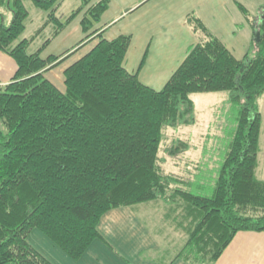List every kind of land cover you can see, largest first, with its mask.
Instances as JSON below:
<instances>
[{"label": "trees", "instance_id": "obj_1", "mask_svg": "<svg viewBox=\"0 0 264 264\" xmlns=\"http://www.w3.org/2000/svg\"><path fill=\"white\" fill-rule=\"evenodd\" d=\"M24 1L0 0V50L16 64L0 84V264H53L27 241L33 230L76 260L95 239L104 241L101 217L123 206L148 205L159 230L169 226L185 235L171 260L189 264H214L237 232H264V180L255 176L264 7L251 21L252 52L242 59L189 16L200 37L158 90L123 66L129 35L106 39L99 28L91 30L83 40L96 42L63 70L61 89L45 73L65 53L41 57L40 49L27 50L32 38L19 39L29 17ZM29 1L46 12L44 26L53 23V34L64 26L56 15L62 0ZM106 6L100 0L87 7L84 32ZM223 91L237 122L221 163L201 164L203 151L193 173H166L161 144L167 130L195 123L191 94ZM176 138L166 149L171 159L190 147ZM209 168L216 171L206 194L194 176Z\"/></svg>", "mask_w": 264, "mask_h": 264}, {"label": "crops", "instance_id": "obj_2", "mask_svg": "<svg viewBox=\"0 0 264 264\" xmlns=\"http://www.w3.org/2000/svg\"><path fill=\"white\" fill-rule=\"evenodd\" d=\"M263 7L264 0H107V6L100 14L103 21L99 31L106 39L129 35L123 66L136 74L140 82L158 90L200 37L189 23V16L197 17L236 59H242L252 52L251 21L258 18ZM81 32L84 31L80 22L74 23L63 37L56 39L65 47L60 54H49L65 53L56 66L65 64L79 49L88 45L90 41L83 40L85 37L81 39ZM4 64L5 71L0 70V84L8 82L16 69L15 62L5 55ZM260 135L261 127L255 176L264 180V155H261L260 165L258 159ZM183 140L190 147L196 146L192 150L194 153L166 159L162 165L166 173L179 176L193 173L205 157L200 149L205 139H197L195 143L187 138ZM98 230L104 241L95 239L76 260L48 238L35 234L47 246L48 254L40 253L53 264H189L178 258L171 260L185 235L169 226L159 230L153 210L148 207L123 206L109 210L101 217ZM164 257L170 260L164 262ZM214 264H264V232H237Z\"/></svg>", "mask_w": 264, "mask_h": 264}, {"label": "rangeland", "instance_id": "obj_3", "mask_svg": "<svg viewBox=\"0 0 264 264\" xmlns=\"http://www.w3.org/2000/svg\"><path fill=\"white\" fill-rule=\"evenodd\" d=\"M96 2L97 0L94 3ZM94 3L91 0H89L86 4H84L82 0H65L64 2H62L61 7H59L60 10L56 15L61 21L65 22V24L56 34H53V23H49L44 26L46 12L36 8L29 0H26L24 1V4L29 11V17L25 22V30L19 39L32 38L33 40L29 44L27 50L28 52H33L37 49H40L39 54L41 57H46L49 54H60L64 46L60 44V42H57L56 39L63 37L74 23H79L87 7L91 6ZM82 4L84 5L81 7ZM78 7H81V9H79L75 13V15L66 22L65 20L69 17V15L73 11L75 12ZM10 16L11 13L9 11H5V24L9 22ZM102 21L103 20L101 16L97 19V21H93L92 27L89 29V31L81 32V39H83L91 30L100 28L102 26ZM47 39L49 40L44 45ZM95 42V39L88 42V45L83 46V48L79 49L76 52V55L73 54V57L66 61L65 64L58 65L49 72H46L45 77L52 81L57 87L62 89L63 68L88 52V50L94 45ZM0 52V70L5 71L4 55L12 61L14 60L7 53L2 52L1 50ZM228 96L229 93L224 91L191 94V99L194 103L195 123L186 127L182 126L178 129L171 128L173 130H167L164 135V140L161 144V155L165 157V159H169V156L166 153V149L173 144L175 140L174 138H176L177 136L179 137H177L176 139L183 140L184 138H187L190 139L193 143H195L197 139H203V141L205 139V142H203V144L200 146V149L204 151V153L206 154V158L202 161L201 164H204L206 167L213 166L214 164L218 166V164L221 163L222 159L225 156L237 122V110L229 101ZM258 105L259 111L261 113L260 153L258 157L260 165V161L262 160L261 155H264V93L259 96ZM194 149H196V146L189 147V149L185 153H194V151H192ZM257 170L259 169L257 168ZM214 171H216L215 168H209L207 171L197 173V175L194 176V185H197L198 183L204 184L206 186L205 193H210L211 186L209 187V185H211V178L213 177V174H215ZM138 207H145V205ZM146 207H148V205H146ZM154 215L156 219V214L154 213ZM35 233H39L43 236V238L45 237L44 239L47 240V237L40 231L33 230L28 234L27 241L37 251H42L45 254H48L46 249L47 246L39 241ZM171 253L173 252L171 251ZM163 260L164 262H166L170 259L164 257ZM160 262H162V260H160Z\"/></svg>", "mask_w": 264, "mask_h": 264}]
</instances>
